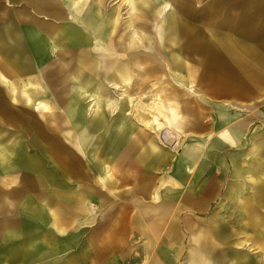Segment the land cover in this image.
<instances>
[{
  "label": "crops",
  "instance_id": "1",
  "mask_svg": "<svg viewBox=\"0 0 264 264\" xmlns=\"http://www.w3.org/2000/svg\"><path fill=\"white\" fill-rule=\"evenodd\" d=\"M32 1L0 0V37L8 38L6 46L0 45V75L5 83V74L32 76L36 84L42 81L50 90L54 102L37 99V85L30 87L32 94L29 89L25 94L28 105L45 121L40 130L35 115L23 124L16 105L0 92V264H261L256 257L260 239L255 230L259 227L254 222L259 226L264 220L259 205L264 203V167L239 166L244 164L245 149L260 151L264 144L260 136L247 139L254 119L240 118L215 103L212 125L193 117L201 126L189 129L192 133L179 153L166 149L161 160L162 151L156 145L158 140L163 143L157 136L159 129L127 113L129 102L123 112L111 111L105 100L99 101L100 108L91 109L95 95L100 98L102 89L111 93L113 88L100 72L90 69L92 62L86 67L80 58H95L85 46H91L92 28L99 30L102 21L96 11H103L102 15L118 11L117 0L112 9L104 0H47L42 11ZM237 4L241 8L236 13L222 9L221 26L231 33L221 46L214 47L208 35L202 40L193 36L174 7L172 24L180 31L184 28L188 44L199 45L203 55L197 71L204 76L210 75L217 55L221 73L264 74V0H237ZM11 13L15 21L6 23ZM171 20L157 22L164 25ZM139 21L146 23L145 18ZM70 29L75 33H68ZM152 38L149 44L154 51L141 48L140 52H148L142 56L173 59V74L186 77L182 83L191 88L192 57L161 48L163 37L156 41V33ZM56 43L65 50L62 60L69 61L68 69L55 50ZM164 70L161 66L156 75H163ZM168 85L163 79L158 81L157 102L162 99L158 93L167 91ZM168 99L163 97L169 103ZM39 101L55 116L49 114L46 120L40 116ZM171 103L180 120L179 132L192 121L181 113L178 103ZM220 116L225 120H219ZM63 117L73 128L74 142L66 140L65 130L61 132L53 123ZM160 121L164 122L162 116ZM21 125L34 132L31 144L27 143L36 146L32 155L22 140L11 144ZM206 143V157L199 161ZM245 144L244 149L232 151ZM112 157L114 163L108 162ZM112 166L125 173L120 178L114 175L115 181ZM160 166L165 168L162 175L156 174ZM92 172L93 180L89 179ZM238 179L241 185L236 187L232 181ZM245 185L252 188L251 201L240 195ZM222 196L228 210L223 224L220 210L215 209Z\"/></svg>",
  "mask_w": 264,
  "mask_h": 264
},
{
  "label": "rangeland",
  "instance_id": "2",
  "mask_svg": "<svg viewBox=\"0 0 264 264\" xmlns=\"http://www.w3.org/2000/svg\"><path fill=\"white\" fill-rule=\"evenodd\" d=\"M104 1L107 4L106 7H110L111 9L116 4V0H104ZM133 1L135 3V8H136V9L134 8V10L136 12L130 9L129 7H127V0H120V1L117 0V3H118L117 22H116L115 31L113 32V38L116 40V42L119 40H122L121 42L125 44L126 41H128L129 39V35L131 34V32H129L128 27L127 29H125V25L129 21H132V22L135 21V22L141 23V21L139 20L145 18L146 23H148L149 27L147 29L139 28L137 32H134L133 34V35L136 34L140 36L141 39L143 40H144V37L146 36L145 37L146 41L144 40L145 42H139V45H133V49L134 50L138 49L140 54L141 53L148 54V52H143V51L140 52L141 48L145 50L151 49L154 51L153 46H150L149 42L151 41L153 42L154 40V38H152V37H155V24L154 23L160 17H157L158 14L156 16H153V11H152L154 9V7L152 6L153 3L158 8V7H161V5H163L164 3L169 2L168 4H170L173 7H170L169 10L165 11L164 20L167 18L171 20L173 10L175 7L176 14L185 22L186 26L192 31L191 33H193V36L195 35L200 40H202L204 39L205 36L208 35L209 36L208 40L211 43H213L211 47L218 46V45L221 46L220 42L222 41V39L225 36H227V34L231 33L227 31L228 29L226 27L222 28L221 26L220 15H221L222 9L228 8L229 9L228 11L232 13H236L237 10L241 8V6L237 4V0H233V1L232 0H229V1L228 0H133ZM223 4H226V5L223 6ZM113 12L114 11L111 10V14ZM169 14H171L170 17H168ZM5 21L6 23L7 22L13 23V21H15L14 14L11 13L9 16H7ZM169 23L170 24L165 23L164 25H162V23L160 24L159 22L162 28V32H161L162 34L160 35V41L163 37V43H162L161 48H165L166 50L173 48L181 56L183 54H188V56L192 57V59L194 60V67L190 75V81L192 83L193 88L192 87L189 88V86L187 87L185 86V84L182 83L181 78L182 77L186 78V77L181 76L179 74H173L175 73L174 71L172 72V67L175 65L173 59L164 58V59H161V62H162L161 66L162 68L165 67L163 75H155L153 76L154 78H152V76L149 75L147 78L148 81L141 87L139 92H137L140 97V101H142L145 104L146 108L140 109L137 107H132V108L130 107V110L134 115L140 116L142 114L140 116L141 118H143V115H145L148 112H149V115L147 119H149V117L152 114H159L158 109H161V108H156L157 91L155 87L158 81L163 79L164 82L169 83L168 85L169 89L167 91L166 90L163 91V94L170 98L169 103L170 104H173L171 102L178 103L180 106L181 113L185 115L189 120L192 121L191 123H188L187 125H185V127H183V129L180 130L178 133L173 132L167 128H164L162 130L161 135H162V138L164 139L163 143H161L158 140L160 144H156L158 146V149L162 151L161 156H160L161 160L164 159L163 152L166 149H169V150L171 149V151L174 154L179 153L180 150L183 148L185 141L188 137L187 134L191 132L189 129H194L198 125L201 126V122L195 120L193 117L199 116L203 118L205 122H207V125H212L217 115V109L215 108V103H219V102L223 104V106H225L226 108H229L232 111L236 112L240 118L250 119V122L254 119L253 123L251 124L249 128L247 139L250 140L253 138V140L251 141H254V138L257 139V137L260 136V140L262 141V143H264V74L262 75H242V74L238 75L235 72L221 73L220 70L222 68H221V64H220V61L217 55V57L213 58V60L215 61L211 63V66H210L211 72L209 73L210 75L208 77L204 76V74L197 71V66H198V62L200 59L199 57L203 55L199 45H196L195 42L188 44L189 36L187 32L185 35L184 32L182 31L184 30V28L182 27V30H181L182 33H181L180 29L178 30L177 25L172 24L174 23L172 20ZM105 26L110 27L111 25L110 26L105 25ZM170 26L172 27L170 28ZM140 29H143L142 34H141ZM164 31L165 33L163 35ZM3 35L2 37H0V45L6 46L4 42L5 40L7 41L8 38L3 37ZM135 39L136 38H134V40ZM228 54L230 55V52H228ZM0 55L2 56L3 53H0ZM146 64L149 65L151 64V62L146 60ZM215 66H217V68H215ZM4 74L5 73H3V75ZM5 75L8 79V83H5L1 79L2 77L0 75V89H1L0 92L2 94V97L8 100L9 99L12 100V102L16 105L15 109L20 112L19 113L20 115H18V117L22 119L23 122L25 121L23 124L26 125L27 123L26 119L28 118V116L33 117L35 115L37 119L38 129L41 130L42 128H40V125L44 124L45 121L41 117L38 116L37 111L34 110L33 107H30L28 105L27 97L25 94L29 93L28 89L30 93L32 94V90H30V87L37 85V91H38L37 99H41L42 97L46 98L50 100V103L52 105L54 101H53V96L50 94V90L46 86H44L42 81L36 84V81L32 79V76L28 78L25 75L24 76L18 75V78H17L16 75H10V74H5ZM186 76L188 75L186 74ZM136 77H137L136 75H133L132 78L135 80ZM121 86L126 87L127 89H132V87L130 86H125V84L120 85V87ZM57 110H60L59 107H57ZM40 116H41V112H40ZM214 127H216V121L214 123ZM204 130L205 129H201V130L199 129V131H204ZM19 132L17 130L14 132V138H12L13 142H11V144L14 143V145H16L15 143L18 140H22L23 146L24 145L27 146V143L31 144L32 141L30 142L29 139H32L34 135L33 130L30 131V129L28 130L27 127L24 128V125H21ZM216 132L217 134L219 133L218 128ZM133 134L134 133H132V135ZM254 134H255V137H253ZM194 141H196V138L191 139L189 143L194 142ZM207 144L208 143L203 145L204 151H203V154L200 155V158L198 159L199 161L201 159L204 160L206 157ZM246 146L247 144L242 145V146L240 145L239 148H235L232 151H237L238 149H244ZM35 147L33 148L29 147L26 149L28 150L30 149L29 152L31 153L29 154L32 155L34 154L33 151ZM244 151H246V155H245L244 162H243L244 164L239 165V166H248L253 169L257 167H264V144L261 145L260 151L252 150L250 152H247L246 149ZM228 153H231V152H228ZM103 156L104 155H102V157ZM119 158H120V155L119 153H117L116 160H119ZM113 159L115 158L114 157L110 158L108 162L110 161L114 163ZM164 169L165 168L163 166H160L156 174L162 175ZM110 170H111V174H113L112 175L113 181H115L114 175L120 178L121 176L125 174L124 171H116L113 166L111 167ZM96 174H98V172H96ZM86 175L88 174L86 173ZM89 175H90L89 179L93 180L91 178V176H94L93 172L92 174H89ZM153 175H155V173H153ZM87 178L88 176L86 177V179ZM238 181L241 182V179L232 181L233 184L236 183L235 184L236 187H239V185H241L237 183ZM244 188L245 189H243V193L240 194L241 197L248 199V201H251L252 188L248 185H245ZM216 205L217 206L215 207V209L220 210V213L222 216L220 222H222L223 224L226 219L225 213L228 211L226 207L227 201L222 196V199L218 201ZM234 222H237V221L234 220ZM130 263L131 262L124 261L121 264H130Z\"/></svg>",
  "mask_w": 264,
  "mask_h": 264
},
{
  "label": "bare ground",
  "instance_id": "3",
  "mask_svg": "<svg viewBox=\"0 0 264 264\" xmlns=\"http://www.w3.org/2000/svg\"><path fill=\"white\" fill-rule=\"evenodd\" d=\"M46 3H47V0H33L32 1V5L37 10H40V11L46 8ZM168 3L169 2L164 3L163 5H161V7H158V8L155 7L153 16H156L158 14L157 17H160L158 20L164 19L165 11L169 10L170 7H173ZM127 7H129L130 9H134L135 8L134 1L127 0ZM73 10H74L73 13L76 14L75 16H77L78 11L74 7H73ZM96 13L101 15L102 21L100 23L99 30L95 27L92 28L95 31L94 33L95 40L91 42V46L90 47H88L87 45H86L87 47L85 46V48L89 49L91 56L94 55L95 58L89 57V60L87 59L82 60L81 58L83 57H81L80 60L84 62L85 64L84 66L86 67L89 65L88 62L90 63L92 62L93 64H91L92 66L90 69H93V71L95 72L96 71L100 72L101 78L106 80L108 82V85H110L113 88V90L111 91V93H109L107 92L108 90L102 89L100 98L98 95H95L96 100L95 99L94 100L96 103L93 101V105L91 109L96 110L100 108V105H99L100 100H105V105H107L111 111L117 112L121 109L120 111L123 112L124 109L126 108L125 102L126 103L129 102V105L131 108L137 107L140 109L141 108L145 109L146 106L142 101H140V97L137 92H139L143 84H145V82L148 81L147 78L149 75L154 76L156 75V73L160 72L161 65H162V62L161 60H159L158 57H154V59H149L148 61H150L151 64L147 65L146 60L149 57L142 56V54L139 53L138 49L137 50L133 49V45H139V42L143 40L141 39L140 36L136 34L133 35L134 32H137L139 28H143V27L146 28L148 24H146L145 22L138 23L135 21L133 22L129 21L125 25V29H127L128 27L129 32H131V34L129 35L128 41H126V43L123 44L121 42L122 40L115 42V39L113 38V32L115 31L116 22H117V11L113 12L111 15H110L111 12L107 13L106 15H102L101 11L100 12L96 11ZM58 14L62 15L60 12ZM157 21H155L154 23L156 41L160 40V35L162 34L161 33L162 28L160 26L161 22L159 24ZM169 22L168 24H170ZM105 25H109V26L111 25L112 27L111 26L107 27ZM171 27L172 26H170V28ZM74 31H75L74 29H70V32L68 33H72V32L75 33ZM90 31L92 30L89 28V32ZM134 38L136 39L134 40ZM56 44H57V47H55V50L59 52L58 55H61V57L60 56L59 57H60V60L62 61V64L65 65L68 69L69 61L67 64V62H64L62 60L63 59L62 54L64 53L65 50L64 48H61L58 43ZM115 51H119L120 53H116L115 55L113 54L115 53ZM133 75L137 76L135 80L132 78ZM116 78H119L120 79L119 81L125 84V86L132 87V89H127L126 87H122V86L120 87V85L116 82ZM158 96L162 98L161 100H159V102H156V108H161V109H158L159 114H152L149 117V119L141 118L140 116L142 114L140 116L137 115V117L139 118L138 120H140L141 123L147 127L151 126V124L155 125L159 129L157 131V136L163 142L164 139L162 138V135H161L162 130L164 128H167L173 132L178 133L177 129L179 128L180 120L178 118L174 105L168 103L167 100H163V97H165V95L163 94V91L159 92ZM36 108L37 110H40L45 120L47 119V116H49V114L55 116V114L52 111H50L48 105L45 102L39 101L37 103ZM130 112L131 111H127V113H130ZM159 115L163 117L164 122L160 121ZM218 119L221 121L225 120L224 117H221V116ZM59 120L58 118L54 119V122H53L54 125L58 127L61 132L65 130L63 133L65 135L66 140L74 142L76 137H75L73 128L70 126V124L67 121V118L63 117V119L61 118V120L60 121ZM259 205L262 209H264V203L261 202L259 203ZM254 223L257 227H259V231L257 228L255 232L257 231V236L260 239L259 240L260 245H258L259 250L258 252L255 251L257 252L256 257L258 258V260H260L259 262L261 264H264V220H262L261 225L259 224V226L258 224H256V222ZM245 244L247 246L250 245V243L247 241H245Z\"/></svg>",
  "mask_w": 264,
  "mask_h": 264
}]
</instances>
